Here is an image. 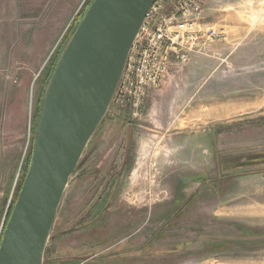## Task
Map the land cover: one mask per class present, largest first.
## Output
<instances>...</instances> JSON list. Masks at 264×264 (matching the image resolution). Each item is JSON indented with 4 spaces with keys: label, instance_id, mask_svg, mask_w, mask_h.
I'll return each mask as SVG.
<instances>
[{
    "label": "rangeland",
    "instance_id": "rangeland-1",
    "mask_svg": "<svg viewBox=\"0 0 264 264\" xmlns=\"http://www.w3.org/2000/svg\"><path fill=\"white\" fill-rule=\"evenodd\" d=\"M91 1L0 0V231L51 70ZM198 18L220 37L200 38L186 62L172 56L139 117L111 104L43 264H264V214L233 202L264 193V0H202ZM37 63L20 108L21 75Z\"/></svg>",
    "mask_w": 264,
    "mask_h": 264
},
{
    "label": "water",
    "instance_id": "water-1",
    "mask_svg": "<svg viewBox=\"0 0 264 264\" xmlns=\"http://www.w3.org/2000/svg\"><path fill=\"white\" fill-rule=\"evenodd\" d=\"M156 0H93L48 80L30 161L0 241V264H43L69 178L110 109Z\"/></svg>",
    "mask_w": 264,
    "mask_h": 264
},
{
    "label": "built area",
    "instance_id": "built-area-1",
    "mask_svg": "<svg viewBox=\"0 0 264 264\" xmlns=\"http://www.w3.org/2000/svg\"><path fill=\"white\" fill-rule=\"evenodd\" d=\"M201 7L202 0L153 3L130 49L112 105L129 109L134 118L139 117L148 92L164 81L172 56L186 62L187 50L200 38L210 43L220 37L215 28L198 26Z\"/></svg>",
    "mask_w": 264,
    "mask_h": 264
},
{
    "label": "crops",
    "instance_id": "crops-1",
    "mask_svg": "<svg viewBox=\"0 0 264 264\" xmlns=\"http://www.w3.org/2000/svg\"><path fill=\"white\" fill-rule=\"evenodd\" d=\"M37 68H38V63H37V67H35V69H32L31 71L25 73L24 75H21L20 85H19V90H18L19 97L16 101V104H19V107L24 102L23 95H25V87L28 84L30 76H32V73ZM209 114H211V110H209L207 112V115H209ZM233 200H234L233 202L238 201V203L242 206L240 209V211H242V212H240L239 215H241V214H243V215H249V214H260V215H262V214H264V193L256 191L253 188H250V189L249 188L248 189L243 188V189L239 190L238 194L233 196ZM243 207L245 208V210ZM98 254H99V252L93 253L88 258V260H91L93 258H98V256H99Z\"/></svg>",
    "mask_w": 264,
    "mask_h": 264
},
{
    "label": "trees",
    "instance_id": "trees-1",
    "mask_svg": "<svg viewBox=\"0 0 264 264\" xmlns=\"http://www.w3.org/2000/svg\"><path fill=\"white\" fill-rule=\"evenodd\" d=\"M92 1H93V0H92ZM92 1H91V2H92ZM91 2L86 3V8H87V6H88ZM86 8H85V9H86ZM57 61H58V60H56V62H57ZM55 64H56V63H55ZM54 67H55V65L53 66V68H52V70H51L50 76H51V74H52V72H53V70H54ZM48 80H49V78H48ZM41 97H42V96H41ZM39 112H40V107H38V115H39ZM37 118H38V117H37ZM36 122H37V120H36ZM35 125H36V124H35ZM34 131H35V128H34V130H33V133H34ZM32 144H33V138L31 139L30 148H29L28 153L26 154V157H25V160H24L23 169H22V173H21L20 179H19V181H18V183H17V185H16V187H15L14 195H13L12 199L10 200V202H9V204L7 205V208H6V213H5V216H4V223H3L2 229H1V231H0V241H1V238H2L3 231H4V229H5L6 223H7L8 219H9L10 213H11V211H12V208H13L14 202H15V200H16V198H17V195H18V193H19V191H20V188H21L22 182H23V180H24V177H25L26 172H27V169H28V165H29V161H30V155H31V150H32ZM217 248H219V247H217Z\"/></svg>",
    "mask_w": 264,
    "mask_h": 264
},
{
    "label": "bare ground",
    "instance_id": "bare-ground-1",
    "mask_svg": "<svg viewBox=\"0 0 264 264\" xmlns=\"http://www.w3.org/2000/svg\"><path fill=\"white\" fill-rule=\"evenodd\" d=\"M40 35V34H39ZM41 39V38H40ZM165 155V154H164ZM246 207V206H245ZM249 207V206H248ZM253 207V206H252ZM260 207V206H259ZM241 208V207H240ZM244 208V207H243ZM244 210H245V208H244ZM236 212L238 211L237 209L235 210ZM239 211H240V209H239ZM240 212H242V211H240ZM245 212V211H244Z\"/></svg>",
    "mask_w": 264,
    "mask_h": 264
}]
</instances>
